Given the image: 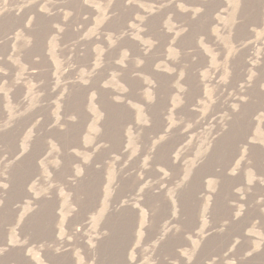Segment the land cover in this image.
I'll list each match as a JSON object with an SVG mask.
<instances>
[{
    "label": "rangeland",
    "instance_id": "rangeland-1",
    "mask_svg": "<svg viewBox=\"0 0 264 264\" xmlns=\"http://www.w3.org/2000/svg\"><path fill=\"white\" fill-rule=\"evenodd\" d=\"M0 264H264V0H0Z\"/></svg>",
    "mask_w": 264,
    "mask_h": 264
}]
</instances>
